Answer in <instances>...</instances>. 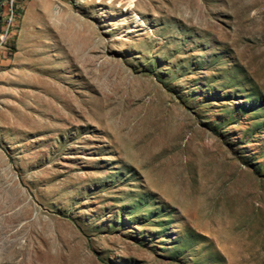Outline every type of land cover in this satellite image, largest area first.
Listing matches in <instances>:
<instances>
[{"label":"rangeland","instance_id":"rangeland-1","mask_svg":"<svg viewBox=\"0 0 264 264\" xmlns=\"http://www.w3.org/2000/svg\"><path fill=\"white\" fill-rule=\"evenodd\" d=\"M0 264H264V0H0Z\"/></svg>","mask_w":264,"mask_h":264}]
</instances>
